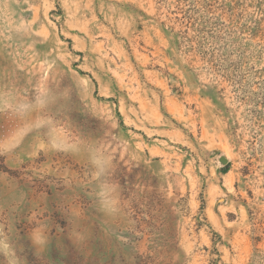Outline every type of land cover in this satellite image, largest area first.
I'll return each mask as SVG.
<instances>
[{
	"label": "rangeland",
	"instance_id": "obj_1",
	"mask_svg": "<svg viewBox=\"0 0 264 264\" xmlns=\"http://www.w3.org/2000/svg\"><path fill=\"white\" fill-rule=\"evenodd\" d=\"M0 264H264V0H0Z\"/></svg>",
	"mask_w": 264,
	"mask_h": 264
},
{
	"label": "water",
	"instance_id": "obj_2",
	"mask_svg": "<svg viewBox=\"0 0 264 264\" xmlns=\"http://www.w3.org/2000/svg\"><path fill=\"white\" fill-rule=\"evenodd\" d=\"M223 163H227V160L225 158H222Z\"/></svg>",
	"mask_w": 264,
	"mask_h": 264
}]
</instances>
